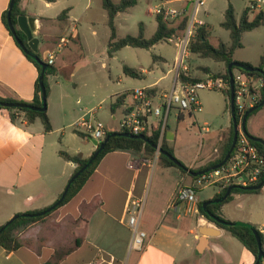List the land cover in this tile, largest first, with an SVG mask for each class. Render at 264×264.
<instances>
[{"label":"crops","instance_id":"obj_1","mask_svg":"<svg viewBox=\"0 0 264 264\" xmlns=\"http://www.w3.org/2000/svg\"><path fill=\"white\" fill-rule=\"evenodd\" d=\"M79 1L80 31L79 26L73 25L72 20V13ZM196 1L136 0L134 6L116 15L117 37L123 38L130 35L119 34L121 24L129 28L137 26L136 34L132 36L138 35L139 25H142L144 37L150 38L157 27L155 8H175L182 10L185 16L190 18ZM251 1L253 0H247V3ZM9 2L10 0H0V97L30 103L34 98L35 82L39 74L36 67L26 59L2 22V14L8 9ZM58 2L59 0L52 2L21 0L19 6L21 15L27 18L33 36L38 40L41 36L46 41H49L46 38L51 35L42 34L45 23L48 20H57L60 11L68 10L67 20L62 22L61 32L53 35L51 41L46 43L51 45L49 49L55 46L60 37L70 36L69 43L60 51V55L65 58L74 55L75 59L90 55L98 60L103 69L105 66L109 67L110 59L116 58L117 54L127 48H122L112 57L108 56L107 44L110 30L102 0H66L65 6L59 7L55 16L47 15L46 11ZM112 2L117 4L120 0H112ZM252 18L249 13V19ZM177 22L178 20L170 23L175 25ZM148 30L152 33L150 37L146 35ZM157 45L148 50L154 49ZM155 57L154 62L165 63L166 61L161 55H155ZM260 57L257 64L252 65L253 67L258 65ZM233 60L250 64L246 60L234 58ZM174 61L172 67L154 83L134 88L152 87L156 91H166L174 77ZM55 63L54 61V67ZM128 67L139 71L140 79L150 74V71L142 69L141 66L139 68L129 64ZM64 69L56 68V73L50 76H57ZM209 71L213 73L210 69ZM193 76L197 77L194 74ZM168 78L170 80L167 89H158V82ZM54 86L59 87L57 82ZM54 86L48 84V101L54 97ZM134 88H126L106 95L99 101V108L100 104L108 98L111 105L117 98L125 96L122 104L116 109V111L121 110L122 115L123 105L129 101L126 94ZM77 101L79 103V100ZM89 111L84 112L83 115L80 111L73 112L65 98L57 101L54 97L51 105L47 103L46 112L52 130L46 133L39 119L33 123H27L21 114L16 122L12 123L8 112L0 109V227L16 214L43 211L58 200L75 169V165L63 160L59 152L80 155L86 159L95 151V145H84L82 148L86 152L84 154L80 146L72 148L67 144L69 141L66 130L71 129V135L75 134L80 138L74 132V125L87 116ZM94 111L95 116L97 110ZM184 114L171 112L169 119L172 118V121L168 120L164 137L168 146L173 149L176 159L187 169H202L221 157L229 135L231 117L226 127L216 133L211 153L200 157L201 153L198 150L184 152L175 149L178 131L171 125L177 127L184 120ZM251 117L253 127L255 114ZM113 119L115 120L116 117ZM103 125L106 133L120 130V125L118 129L112 131L108 130L104 123ZM200 130V134L210 133L206 124ZM247 132L253 137L264 140V135L257 133V130L253 132L247 130ZM55 133L59 136L53 138ZM130 164L132 168L129 167ZM179 184L190 186L194 184V179L188 173L181 174L174 167L161 166L154 157L145 156L143 153L110 152L100 160L90 178L73 198L18 234L22 242L18 250L6 251L0 246V264H44L47 262L58 264H254L252 254L235 237L199 212H195V207H192V212L186 214H179L168 208ZM219 192L220 190L217 189L213 197L206 201L213 200ZM250 196L256 201L249 207ZM130 200L143 202L139 228L146 233L147 237L142 251L131 248L132 233L125 213ZM199 203L201 202L198 199ZM220 211L225 220L254 225L264 235V187L258 193L233 194L232 199L224 204ZM72 247L73 251L63 255V252ZM260 264H264V260Z\"/></svg>","mask_w":264,"mask_h":264},{"label":"rangeland","instance_id":"obj_2","mask_svg":"<svg viewBox=\"0 0 264 264\" xmlns=\"http://www.w3.org/2000/svg\"><path fill=\"white\" fill-rule=\"evenodd\" d=\"M228 3H231L233 6L235 18L239 21L243 10L249 3H247V0H204L205 5L201 7L197 13V19L205 23V28L209 33V42L214 47H217L220 42L230 45L229 32L221 27ZM64 4H66V0H59L58 4L46 11V14L55 16L54 14L57 9L61 6H65ZM255 13L256 12L250 13V18L254 17ZM79 16L80 1L72 13L73 25H76V27L80 24ZM62 24V22L57 20H48L44 25L42 34L51 35L46 38L51 41L53 35H57L61 32ZM119 26V34L122 36L126 34L134 35L137 32V26L131 28L128 26L123 27L121 24ZM51 27L54 28L52 29ZM151 34L150 30L146 33L147 37H150ZM49 41L39 36V55L43 61L46 58V51L51 47V45L46 44ZM241 43L242 47L235 51L233 58L235 60L249 61L251 65L255 66L258 62V58L264 55V27L245 33ZM73 49L74 47L72 46V50ZM176 53L177 47L175 44L168 42L160 43L151 50H135L127 47L120 54H117L115 56L116 58L110 59L108 68L104 65L105 67L102 69L98 60L90 55H84L82 59H75L73 58L74 55L70 58H65L61 56V52H59L55 58V67L57 69H65L57 76H49L47 78V83L51 86H54L56 82L58 83V88L54 86V97L57 101H59L60 98H65L69 103L70 109L76 113L80 111L82 115L89 110H97L94 117L104 123L108 130L112 131L119 128L122 119L121 110H117L113 115L110 111V99L108 98L100 104V108L98 106L99 101L108 94L120 92L126 88L143 87L154 83L172 67ZM155 55H161L166 60L165 63L154 62L153 56ZM123 64L128 66L129 64H134L139 68L141 66L142 69L150 71V74L146 75L143 79L125 78L122 71ZM223 66V64L208 58H201L197 55H191L189 60L190 74L192 76L194 74L201 79L205 77L202 70L203 68H209L213 74H223L225 69ZM221 68L224 69L221 70ZM169 80L170 78L159 81L157 88L167 89ZM54 97L49 101L47 100V103L51 105ZM199 99L201 101L202 111L194 113L193 115L185 113L184 120L180 122L177 127L173 124L171 127L178 131V139L175 143L176 150H182L184 152H195V150H198L201 153L200 157H203L206 153H211L216 133L226 127L231 116L230 103L222 92L201 91L199 93ZM77 100H79V103ZM113 117H116V119L114 120ZM252 119L253 118L250 117L248 120L247 130L250 132L257 130V133L259 132L264 135V109L255 113L253 127L251 126ZM171 121L172 118L169 119V122ZM205 124L208 126L210 133L206 134L202 132L200 134V129ZM70 131L71 129L66 130V134L68 135L67 139L69 141L67 142L68 146L72 148L80 146L81 152L85 154V150L82 149L83 146L94 145L93 140L79 138L75 134L71 135ZM58 136L59 134L55 133L53 138ZM216 191L217 189L213 186L199 187L196 189V195L200 202L203 203L208 198H212ZM250 198L249 207L256 201L252 196H250Z\"/></svg>","mask_w":264,"mask_h":264},{"label":"trees","instance_id":"obj_3","mask_svg":"<svg viewBox=\"0 0 264 264\" xmlns=\"http://www.w3.org/2000/svg\"><path fill=\"white\" fill-rule=\"evenodd\" d=\"M47 2H52L53 0H46ZM20 2L21 0H15L14 6L11 10V22L14 26H16V21L17 17L20 16L21 10H20ZM136 4V0H120L119 3L115 4L112 2V0H102V6L103 9L107 13V25L110 30V37L109 41L107 44V53L109 57H112L114 53L117 51L121 50L124 47H132V48H141V49H150L154 45L167 42V38L173 36V35H178L181 34L182 32L185 31L187 27V23L189 21V17L185 16L178 20V22L173 25V23L170 22H164L161 17H157V27L154 32V34L150 38H145L142 25H139V32L138 35L132 36V35H126L123 38H118L117 33H116V25H115V17L118 13L124 12L128 8L134 6ZM67 14L68 10L65 9L63 10L59 16L57 17V20L60 22H65L67 20ZM7 10L2 14V22L4 23L6 29L8 30L7 26ZM221 27L229 32V38H230V45H226L223 42H220L217 47H214L210 44L209 42V33L207 32L205 26H202L198 28L195 32V35L193 39L190 41V53L192 55H197L201 58H208L211 59L217 63H223L225 66V73L223 74H213L210 73L209 69L203 68L204 74H211L212 76L218 77L221 76L223 77L226 81H229V75L227 72V67L229 64L232 62H236L233 60V54L234 52L242 47L241 39L244 33L250 32L256 28L264 27V11H259L254 14V17L250 20L249 19V12L247 8L243 10V13L241 15L240 20L237 22L235 18V13L232 5L229 3L227 9L224 12V20L221 23ZM9 31V30H8ZM16 33L17 36L21 41L26 43V37L25 35L18 29L16 28ZM17 44V43H16ZM18 46V45H17ZM19 47V46H18ZM21 50V49H20ZM22 51V50H21ZM23 53V51H22ZM24 54V53H23ZM26 59L30 61L37 69L38 74L41 71L40 66L28 55L24 54ZM37 56L41 59L39 53ZM155 56H153V60H155ZM242 63V62H240ZM248 66H252L248 63H242ZM253 67V66H252ZM256 68L260 69L262 72H254V73H247L244 72L246 75L254 77L256 80L262 81L264 83V56L260 57L259 63L256 66ZM234 70H238L235 68H232V72ZM122 71L123 74L135 78V79H140L141 78V73L137 71L134 68L128 67L126 65L122 66ZM56 73V68L54 66L48 65L47 70L45 71V76H44V84L46 87V92L47 96L49 94V87L47 83V77L50 75H54ZM182 79L184 81H188L191 83L199 81L201 78L200 77H194L190 74L189 76H182ZM35 93H34V98L32 102L28 103L25 101H20V100H15L12 98H2L0 97V102L4 103H23V104H28L34 107H40L41 106V100H40V88L38 84V80L35 82ZM156 90L153 89L152 92H155ZM223 95L226 97L227 101L230 102V91L227 90L223 93ZM125 96H121L116 99L114 103L110 105V111L115 113L116 109L119 108V106L122 104ZM264 100V86L261 88L260 92V99L257 105ZM0 109H4L8 112L9 119L12 123H15L18 116L21 114L24 116V119L26 120L27 123H33L36 119H39L43 125L44 132L48 133L52 130V125L50 123L49 117L47 115V112H38L35 110H30V109H20V108H4L0 106ZM264 109V107H260L253 113H251L249 117L254 115L256 112L259 110ZM247 118V120H248ZM236 120L239 122V116L236 115ZM167 128V125L165 127V130ZM74 132L78 134L80 137L84 139H90L88 136H86L84 133L77 131L74 129ZM114 133H126L123 130H119L118 132ZM109 133H106V135ZM146 135V134H145ZM159 137H160V126L157 125L152 133L150 135H147L146 138L150 141V144L145 143L144 141L140 139H131L123 136H115L109 139L107 142L105 148L103 151L97 156V158L90 164V166L83 172L81 173L77 179L74 180V182L71 184L68 193L66 197L64 198L63 202L55 208L53 211L58 209L59 207L63 206L66 204L71 198H73L83 187V185L86 183V181L90 178L92 173L94 172L96 166L100 162V160L108 153L110 152H115V151H130L134 153H143L145 156L148 157H154L155 154V148L153 146H158L159 144ZM233 140V126L231 123L230 129H229V135L226 140L223 153L219 159L216 161H213L206 165L202 169H191L193 173L201 172L204 171L208 168H211L213 166L218 165L219 163L222 162L224 159L226 153L229 151L231 144ZM253 142V141H252ZM253 144L257 147L259 153L261 155H264V145H261L259 143L253 142ZM160 149L163 151L167 152L168 154L174 156L173 149L168 146L167 141L164 137L162 136V139L160 141ZM59 156L65 160L66 162L72 163L75 165V169L73 174H75L79 169H81L87 162L88 158L83 159L80 155H70L67 152L60 151ZM175 157V156H174ZM158 163L163 166V167H174L178 169V171L181 174H187L186 172V167L185 165L180 162L181 166L178 167L175 163H173L171 160H169L167 157L164 155L159 154ZM194 180L198 178V176L194 177L192 176ZM264 182V179H262L259 183ZM258 183V184H259ZM231 187V186H229ZM226 187L223 190H221L217 195L214 196L213 199H218L222 198L226 192V190L229 188ZM260 191H247V188H242V187H237L234 186V189L231 191L230 195L227 196L221 203L218 204H211L207 206V210L214 215L216 218L222 221L221 222H216L213 219H211L208 215L204 213L202 210V204L204 203H199L198 204V212L203 215L205 218H207L209 221L215 223L218 227L228 231L233 237H235L254 257V260L256 262L257 260V254H258V246L257 242L254 236V233L252 229L246 225H251L248 223H243V222H236L238 223L237 225H232L228 220H225L222 216V213L220 211V208L228 203L232 197L233 194H238V193H258ZM61 196V195H60ZM59 196V197H60ZM53 211L50 213L41 216V217H35V218H28V217H21L18 218L17 220L13 221L2 233H0V246L6 250V251H16L22 246V242L18 236V234L32 225L33 223L43 219L44 217L48 216L51 214ZM40 211H32V212H27V214H34L38 213ZM253 229L256 230L258 233L261 243L264 244V235L259 231V229L251 225ZM264 250V249H262ZM73 251L72 248H68L64 254H67L68 252ZM61 257V256H60ZM254 262V264H255ZM44 264H58L57 262H47Z\"/></svg>","mask_w":264,"mask_h":264},{"label":"built area","instance_id":"obj_4","mask_svg":"<svg viewBox=\"0 0 264 264\" xmlns=\"http://www.w3.org/2000/svg\"><path fill=\"white\" fill-rule=\"evenodd\" d=\"M204 4V0H197L193 13L189 18L187 27L182 35H173L167 38L168 43L177 47L176 58L173 64L174 77L166 91H153L152 87L134 88L126 94L129 101L123 105L120 130L130 135H150L154 128L160 126L159 144L165 133L172 111L177 113L194 114L202 111L199 93L201 91H230L229 81L223 77L206 74L203 79L191 83L184 81L182 76L190 77L189 60L190 41L198 28L205 24L197 19V13ZM249 13L264 11V0H254L248 3ZM157 17L164 22L180 20L185 17L182 10L170 7H157L154 9ZM70 36L60 37L55 46L46 51L44 60L47 65H54L56 55L69 43ZM233 74V102L235 115L239 116V132L236 144L226 163L220 168L203 173L194 180L193 185L179 184L168 208L177 213H190L192 207L195 212L198 197L196 189L213 186L220 191L229 186L249 188L258 185L264 179V155H261L253 142L242 132L240 124L244 114L256 106L260 99V92L264 83L254 77L246 75L241 70H234ZM126 100V99H125ZM95 111H90L74 125V129L84 133L91 140L101 142L106 136L103 123L94 117ZM146 134V135H145ZM158 150L155 149L154 159H158ZM133 166L130 164L129 166ZM143 209V202L130 200L125 213L128 217V226L132 233L131 248L136 251L144 249L146 233L139 228V221ZM198 209V208H197Z\"/></svg>","mask_w":264,"mask_h":264},{"label":"water","instance_id":"obj_5","mask_svg":"<svg viewBox=\"0 0 264 264\" xmlns=\"http://www.w3.org/2000/svg\"><path fill=\"white\" fill-rule=\"evenodd\" d=\"M15 0H10L9 2V6L7 9V26H8V30L11 33L12 37L14 38V40L16 41L17 45L19 46V48L23 51L24 54L28 55L29 57H31L41 68V71L38 75V84H39V88H40V100H41V106L40 107H34L28 104H23V103H4V102H0V106L4 107V108H20V109H30V110H35L38 112H45L47 110V92H46V87L44 84V76H45V71L48 68L47 63H45L42 59H40L37 54H38V45H39V40L37 38H35L32 34V31L30 29V26L28 24L27 18L23 15H20L17 17V21H16V26H14L11 22V10L14 6ZM16 28H18L26 37V43H24L23 41H21L19 39V37L17 36L16 33ZM232 68L241 70L243 72H247V73H254V72H259L261 73L262 71L256 67H252V66H248L245 64H242L240 62H232L231 64L228 65L227 67V72L229 75V84H230V116H231V122H232V126H233V140H232V144L231 147L229 149V151L226 153L224 159L222 160L221 163H219L216 166H213L211 168H208L204 171L201 172H197V173H193L192 171H190L189 169L186 168V172L188 174H190L191 176H199L203 173H207L211 170H215L220 168L222 165H224L228 159V157L230 156L236 141H237V135L239 132V125L238 122L236 120V115H235V109H234V102H233V74H232ZM260 107H264V100H262L258 105L250 108L243 116L242 118V122L240 124V128L242 130V132L253 142L259 143L261 145H264V140L257 138V137H253L251 135L248 134L247 130H246V122H247V118L248 116L253 113L254 111H256L257 109H259ZM115 136H123V137H127V138H131V139H140L142 141H144L147 144H150V141L144 136V135H130L128 133H109L107 134L104 139L101 142H96L94 141V145H95V151L92 153V155L89 157L88 162L81 168L79 169L75 174H73L69 181L67 182L61 196L58 198V200L51 205L50 207L44 209L43 211H40L38 213H34V214H27V213H23V214H16L14 215L12 218H10L5 224H3L0 227V233H2L13 221L17 220L18 218L21 217H28V218H35V217H41L44 216L48 213H50L51 211H53L55 208H57L64 200V198L66 197L68 190L71 186V184L74 182L75 179L78 178V176L83 173L89 166L90 164L97 158V156L103 151V149L105 148L107 142L109 141L110 138L115 137ZM156 150H158V154L164 155L165 157H167L169 160H171L173 163H175L178 167L181 166L180 162L172 155L168 154L167 152L163 151L162 149H160V147L158 146H153ZM262 187H264V182L259 183L256 186L253 187H249L247 188V191H257L259 189H261ZM234 189V186L229 187L224 196L222 198H218V199H213V200H209V201H205L202 204V210L204 211V213L206 215H208L211 219H213L216 222H221V220H219L218 218H216L214 215H212L208 210H207V206L211 205V204H218L221 203L227 196L230 195L231 191ZM232 225H237L238 223L234 222L231 223ZM248 227H250L254 233L256 242H257V246H258V254H257V260L255 262V264H260V262H262V260H264V250H262V243L260 240V237L258 235V233L256 232L255 229H253L251 227V225H246Z\"/></svg>","mask_w":264,"mask_h":264}]
</instances>
